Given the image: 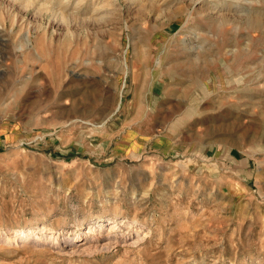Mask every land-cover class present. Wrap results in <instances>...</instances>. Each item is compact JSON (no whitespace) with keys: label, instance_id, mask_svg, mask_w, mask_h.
I'll use <instances>...</instances> for the list:
<instances>
[{"label":"rangeland","instance_id":"obj_1","mask_svg":"<svg viewBox=\"0 0 264 264\" xmlns=\"http://www.w3.org/2000/svg\"><path fill=\"white\" fill-rule=\"evenodd\" d=\"M0 264H264V0H0Z\"/></svg>","mask_w":264,"mask_h":264},{"label":"crops","instance_id":"obj_2","mask_svg":"<svg viewBox=\"0 0 264 264\" xmlns=\"http://www.w3.org/2000/svg\"><path fill=\"white\" fill-rule=\"evenodd\" d=\"M195 134H199V130L197 129V131L195 132ZM181 143L178 142L177 140L175 142L172 143V145L169 147L170 148V152L172 151L174 154H178L179 152L183 151L180 147ZM185 152L188 153H202L203 154V146H199L198 144H190L189 146H185Z\"/></svg>","mask_w":264,"mask_h":264},{"label":"bare ground","instance_id":"obj_3","mask_svg":"<svg viewBox=\"0 0 264 264\" xmlns=\"http://www.w3.org/2000/svg\"><path fill=\"white\" fill-rule=\"evenodd\" d=\"M32 230H28V231H25L23 234H22V237L24 239H28L31 235H32Z\"/></svg>","mask_w":264,"mask_h":264}]
</instances>
